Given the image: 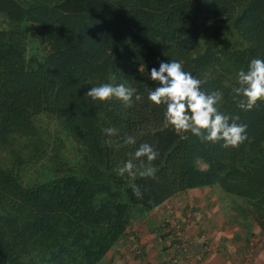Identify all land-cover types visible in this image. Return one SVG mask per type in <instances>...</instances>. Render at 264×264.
I'll list each match as a JSON object with an SVG mask.
<instances>
[{"label": "trees", "instance_id": "1", "mask_svg": "<svg viewBox=\"0 0 264 264\" xmlns=\"http://www.w3.org/2000/svg\"><path fill=\"white\" fill-rule=\"evenodd\" d=\"M31 23L44 25L48 49L34 70ZM254 58L264 59V0H0V264H101L137 212L193 188L238 196L264 231V102L243 111L232 93ZM171 60L202 90L223 93L219 110L248 125V141L225 149L163 126L166 106L150 102L147 89L158 86L151 69ZM124 82L143 96L131 108L86 96ZM42 112L83 147L87 164L27 187L16 169L45 151ZM111 127L118 132L109 137ZM125 136L136 143L124 145ZM143 143L159 152L156 178L121 177L129 159L139 165Z\"/></svg>", "mask_w": 264, "mask_h": 264}, {"label": "clouds", "instance_id": "2", "mask_svg": "<svg viewBox=\"0 0 264 264\" xmlns=\"http://www.w3.org/2000/svg\"><path fill=\"white\" fill-rule=\"evenodd\" d=\"M144 69L140 68V72ZM150 79L158 86L147 89V99L153 104L166 106L164 112V127H172L181 139H188V133L204 143H221L225 149L239 148L248 141V125L238 122V115H229L218 108L223 99L219 90H202V81L184 70L183 63L177 60L161 62L159 68L153 67ZM233 99L237 107L243 111H251L258 102H264V59L254 58L247 70L238 73V86L232 89ZM93 102H109L113 99L123 103L125 108L133 106V98L139 102L143 100L137 89L127 82L113 85L102 83L91 87L86 93ZM107 136L117 135L115 127L106 128ZM109 145L111 140L106 141ZM133 136H125L124 145L135 144ZM123 146V145H119ZM159 152L150 144L143 143L134 153V159L139 165L129 159L117 169L121 177L125 175L134 179L137 174L141 177L156 178L157 169L152 163L158 158ZM147 163L145 164L144 159ZM134 195L142 199L139 187L132 185Z\"/></svg>", "mask_w": 264, "mask_h": 264}, {"label": "crops", "instance_id": "3", "mask_svg": "<svg viewBox=\"0 0 264 264\" xmlns=\"http://www.w3.org/2000/svg\"><path fill=\"white\" fill-rule=\"evenodd\" d=\"M212 190L213 187L189 189L185 193L189 205H183L181 209L172 200L178 207L177 214L183 220H189V225L183 226L176 236L184 235L191 243L190 248L182 247L179 242L176 247L160 246L155 241L156 235L147 224L142 228L144 223L140 221L133 223L130 230L126 229L125 237L107 252L104 262L108 259L110 264H264V231L246 212V202L233 200L237 213L235 207H227L223 199L215 197L216 194L209 198L205 195ZM164 204L151 210L150 214L158 216ZM187 215L189 218H185ZM246 229L250 231L248 234Z\"/></svg>", "mask_w": 264, "mask_h": 264}, {"label": "rangeland", "instance_id": "4", "mask_svg": "<svg viewBox=\"0 0 264 264\" xmlns=\"http://www.w3.org/2000/svg\"><path fill=\"white\" fill-rule=\"evenodd\" d=\"M44 33V25L37 23L30 24L27 52V69L29 70L36 69L44 61L48 54V49L44 41ZM35 121L37 124L42 126L45 132L46 148L37 163L26 164L16 169V175L24 186H32L35 182L47 179L56 172H78L85 169L87 157L83 147L74 141L73 138L61 128L53 116L46 112H42L41 114L35 116ZM185 193H180L179 195L177 194L172 196L170 200L168 199V202L161 207V211L158 216H155V213L150 214L151 211L143 214L136 211L137 213H134L135 216L133 217L131 224L127 227L128 230L131 229L133 223L136 222L137 224L142 221V223H144L142 228L147 224L148 226H146L149 230L156 235L155 241H157L160 246L163 247V245L166 246L167 244V247L165 248H168V246L171 245L176 247V244L179 242V245L184 244V246L190 248L191 243L188 239L184 238V235L182 237L176 236V232L181 231L183 226L185 228L189 225V220H183L180 217V214H177L178 207L181 209L183 205H189V198H186L187 196ZM215 194L217 195L215 197L220 200H224V204L228 205L227 207H235L234 210L238 213L237 206L233 200L241 198L228 194L217 186L213 187L211 193L209 191L208 193H205L208 198ZM215 197L213 199H215ZM172 200L177 202L178 207ZM224 207L227 208L226 206ZM186 209L187 210L185 211L188 212V208ZM185 218H189V216L187 215ZM249 232L250 231L246 229V233L248 234ZM183 239L186 240V242H184ZM250 241H252V238ZM250 246L251 245L249 244V247ZM203 248H205V246ZM136 253L139 255L138 252ZM110 263L111 262L108 259L105 260V262L104 259L101 261V264Z\"/></svg>", "mask_w": 264, "mask_h": 264}, {"label": "built area", "instance_id": "5", "mask_svg": "<svg viewBox=\"0 0 264 264\" xmlns=\"http://www.w3.org/2000/svg\"><path fill=\"white\" fill-rule=\"evenodd\" d=\"M185 225H186V224H185ZM182 245L184 246V244H182ZM183 246H182V247H183Z\"/></svg>", "mask_w": 264, "mask_h": 264}]
</instances>
